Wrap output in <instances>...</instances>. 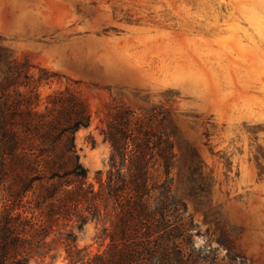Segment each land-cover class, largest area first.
<instances>
[{"label":"rangeland","instance_id":"374dc122","mask_svg":"<svg viewBox=\"0 0 264 264\" xmlns=\"http://www.w3.org/2000/svg\"><path fill=\"white\" fill-rule=\"evenodd\" d=\"M0 35L57 74L43 98L70 90L87 105L76 143L91 181L110 167L112 115L162 108L177 127L172 193L197 248L218 264H264V0H0ZM100 233L89 223L78 247L103 252ZM49 241L29 264L69 263L60 236Z\"/></svg>","mask_w":264,"mask_h":264},{"label":"trees","instance_id":"16d2710c","mask_svg":"<svg viewBox=\"0 0 264 264\" xmlns=\"http://www.w3.org/2000/svg\"><path fill=\"white\" fill-rule=\"evenodd\" d=\"M1 39L0 264L46 259L54 234L68 264H218L212 248H197V225L172 193L169 115L117 110L101 132L112 146L110 167L91 181L76 143L91 123L87 105L70 90L43 98L41 86L57 74L17 57ZM160 169L164 177L155 176ZM92 222L107 245L90 256L77 241Z\"/></svg>","mask_w":264,"mask_h":264}]
</instances>
